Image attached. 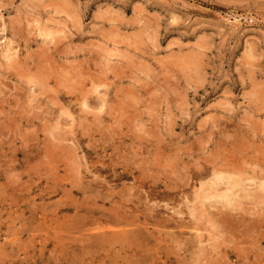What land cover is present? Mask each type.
<instances>
[{
	"label": "rangeland",
	"instance_id": "1",
	"mask_svg": "<svg viewBox=\"0 0 264 264\" xmlns=\"http://www.w3.org/2000/svg\"><path fill=\"white\" fill-rule=\"evenodd\" d=\"M0 264H264V0H0Z\"/></svg>",
	"mask_w": 264,
	"mask_h": 264
},
{
	"label": "bare ground",
	"instance_id": "2",
	"mask_svg": "<svg viewBox=\"0 0 264 264\" xmlns=\"http://www.w3.org/2000/svg\"><path fill=\"white\" fill-rule=\"evenodd\" d=\"M19 101H20V100H19ZM87 104H88V102H87ZM12 109H13V108H12ZM12 109H11V110H12ZM17 110H18V109H17ZM17 113H18V112H17ZM8 130H9V129H8ZM2 137H3V136H2ZM212 176H213V175H212ZM218 176H219V175H218ZM225 176H226V175H225ZM225 176H224V178H225ZM228 176H229V175H228ZM228 176H227V177H228ZM221 177H222V176H221ZM227 177H226V178H227ZM231 177H232V176H231ZM217 178H218V177H217ZM222 178H223V177H222ZM224 178H223L222 180H224ZM226 178H225V180H226ZM215 179H216V178H215ZM220 179H221V178H220ZM220 179H219V180H220ZM232 179H233V178H232ZM237 179H238V178H236V182H237ZM209 180H210V178H209ZM217 180H218V179H216V181H217ZM233 180H234V179H233ZM208 182H209V181H208ZM212 182H213V181H212ZM217 182H218V181H217ZM217 182H216V183H217ZM236 182H235V183H236ZM220 183H222V182H220ZM239 183H240V182H239ZM242 183H244V182H242ZM254 183H255V182L253 181V182L250 184V186H251L252 184H254ZM214 184H215V183H214ZM218 184H219V183H218ZM262 184H263V183H262ZM230 185H231V184H230ZM230 185H228V186H230ZM218 186H219V185H218ZM233 186H234V185H233ZM235 186H236V185H235ZM215 187H217V186H215ZM202 188L204 189V187H202ZM227 188H228V187H227ZM226 191H228V189H227ZM229 191L231 192V190H229ZM205 192H206V191H205ZM210 192H211V191H210ZM199 194H200V193H199ZM221 198H222V197H221ZM193 207H194V206H193ZM192 210H193V209H192ZM195 212H196V211H195ZM192 214H193V213H192ZM223 222H224V221H223ZM254 223H255V222H254ZM260 224H261V223H260ZM258 231H259V230H258ZM225 232H226V231H225ZM229 235H230V234H229ZM201 244H203V243H201ZM229 244H230V243H229Z\"/></svg>",
	"mask_w": 264,
	"mask_h": 264
}]
</instances>
